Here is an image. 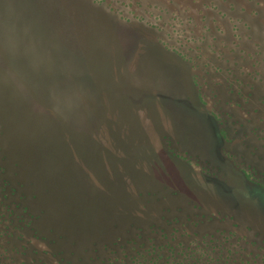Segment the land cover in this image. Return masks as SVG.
<instances>
[{
  "label": "rangeland",
  "instance_id": "rangeland-1",
  "mask_svg": "<svg viewBox=\"0 0 264 264\" xmlns=\"http://www.w3.org/2000/svg\"><path fill=\"white\" fill-rule=\"evenodd\" d=\"M91 3L0 0V264H264V0Z\"/></svg>",
  "mask_w": 264,
  "mask_h": 264
},
{
  "label": "flooded vegetation",
  "instance_id": "flooded-vegetation-1",
  "mask_svg": "<svg viewBox=\"0 0 264 264\" xmlns=\"http://www.w3.org/2000/svg\"><path fill=\"white\" fill-rule=\"evenodd\" d=\"M86 1V0H85ZM88 2H83V0H81V3L84 5V9H85V12L82 14V17H81V24H82V28H83V30H86V31H93L92 30V28L90 27V21H88V19H90L91 20V23H92V19H94V20H96L97 21V14H99V15H105L104 13L102 14L101 13V11H98L97 9H96V7L95 6H93L92 5V3H91V0L89 1V0H87ZM94 3H96V0H92ZM94 11V12H93ZM103 48H105V47H103ZM106 48H107V46H106ZM178 52V51H177ZM181 52V51H180ZM177 55H179V56H181V57H184V55H182V52L181 53H176ZM186 58V57H185ZM186 60V59H185ZM192 61V60H191ZM190 61V62H191ZM180 63H184V64H186V65H188L185 61H182V60H180L179 61ZM189 66V65H188ZM102 67L105 69L106 68V66H103L102 65ZM233 126H235L234 124H232ZM241 127H243V125L241 124L240 125V128ZM205 148H207V147H205ZM220 173L222 174V175H226V174H224L223 172H221L220 171ZM24 182V181H23ZM1 203H2V205H4L5 207H7V209L9 210V212L5 215V213H3V218L5 217V216H7L6 218H4L3 220H2V222L4 223V225L2 224V230H1V225H0V237H1V235H6V230H7V228H8V226L10 225V223H12V221H14V222H17V220L15 219V214H14V209L11 207V206H8V203L6 202V201H4V200H1ZM252 203L253 204H256L257 202H256V200H254L253 198H252ZM17 216H18V214H17ZM19 217V216H18ZM18 220H19V218H18ZM19 223V222H18ZM1 224V223H0ZM34 232H35V230H34ZM20 233H18L17 235H15V238L16 239H19L20 238ZM13 248V247H12ZM16 249V248H15Z\"/></svg>",
  "mask_w": 264,
  "mask_h": 264
},
{
  "label": "trees",
  "instance_id": "trees-1",
  "mask_svg": "<svg viewBox=\"0 0 264 264\" xmlns=\"http://www.w3.org/2000/svg\"><path fill=\"white\" fill-rule=\"evenodd\" d=\"M3 162L0 160V184L2 185H4L5 186V180H3L4 179V177L6 176L5 175V173H6V169H5V167L3 166ZM10 165H11V163H10ZM6 179V178H5ZM22 188H24L23 186H22ZM2 191H4V190H2ZM4 201H6V200H8V201H10L11 200V196L10 195H7V194H5L4 195ZM8 201H6V202H8ZM24 209H26V211L28 210L27 208H24ZM29 223V222H28ZM33 223V222H32ZM27 226H28V224H27ZM31 226V225H30ZM34 226L36 227V229H38L37 231H38V233L39 232H41V233H45L43 236L44 237H47L48 236V231H46V229L42 226V225H36V224H34ZM28 228H29V226H28ZM30 230H32V227H30L29 228ZM36 229H34L35 231H36ZM46 231V232H45ZM37 233V232H36Z\"/></svg>",
  "mask_w": 264,
  "mask_h": 264
}]
</instances>
